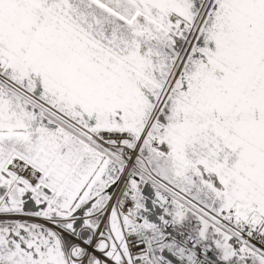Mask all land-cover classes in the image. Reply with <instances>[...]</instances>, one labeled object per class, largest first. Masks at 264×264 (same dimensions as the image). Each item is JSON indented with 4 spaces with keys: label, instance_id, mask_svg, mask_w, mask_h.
I'll list each match as a JSON object with an SVG mask.
<instances>
[{
    "label": "snow or ice",
    "instance_id": "1",
    "mask_svg": "<svg viewBox=\"0 0 264 264\" xmlns=\"http://www.w3.org/2000/svg\"><path fill=\"white\" fill-rule=\"evenodd\" d=\"M0 264H264V0H0Z\"/></svg>",
    "mask_w": 264,
    "mask_h": 264
},
{
    "label": "crops",
    "instance_id": "2",
    "mask_svg": "<svg viewBox=\"0 0 264 264\" xmlns=\"http://www.w3.org/2000/svg\"><path fill=\"white\" fill-rule=\"evenodd\" d=\"M147 191H149V190L146 189V192H147Z\"/></svg>",
    "mask_w": 264,
    "mask_h": 264
}]
</instances>
